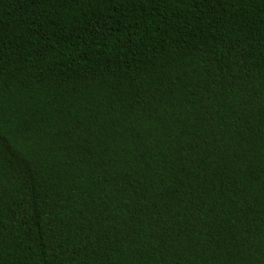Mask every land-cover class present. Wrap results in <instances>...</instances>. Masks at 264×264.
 I'll list each match as a JSON object with an SVG mask.
<instances>
[{
    "label": "trees",
    "instance_id": "1",
    "mask_svg": "<svg viewBox=\"0 0 264 264\" xmlns=\"http://www.w3.org/2000/svg\"><path fill=\"white\" fill-rule=\"evenodd\" d=\"M0 264H264V0H0Z\"/></svg>",
    "mask_w": 264,
    "mask_h": 264
}]
</instances>
